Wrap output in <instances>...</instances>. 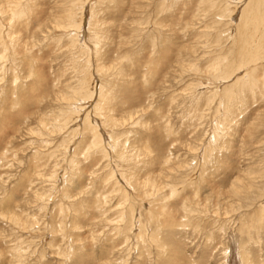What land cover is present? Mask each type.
I'll return each mask as SVG.
<instances>
[{
  "label": "rangeland",
  "instance_id": "obj_1",
  "mask_svg": "<svg viewBox=\"0 0 264 264\" xmlns=\"http://www.w3.org/2000/svg\"><path fill=\"white\" fill-rule=\"evenodd\" d=\"M261 24L264 0H0V264H264Z\"/></svg>",
  "mask_w": 264,
  "mask_h": 264
},
{
  "label": "bare ground",
  "instance_id": "obj_2",
  "mask_svg": "<svg viewBox=\"0 0 264 264\" xmlns=\"http://www.w3.org/2000/svg\"><path fill=\"white\" fill-rule=\"evenodd\" d=\"M249 16H250V15H249ZM249 16H248V17H249ZM244 20H246V19H244ZM254 21H255V20H254ZM243 22H244V21H243ZM244 23H245V22H244ZM247 23H248V22H247ZM261 25H262V24H261ZM250 26H251V25H250ZM262 26H263V25H262ZM263 27H264V26H263ZM248 29H249V28H248ZM250 41H251V40H250ZM241 42H242V41H241ZM79 91H80V90H79ZM83 92H84V91H83ZM80 93H81V92H80ZM84 93H86V91H85ZM88 96H89V95H88ZM234 188H236V186H234L233 189H234ZM236 190H237V189H236Z\"/></svg>",
  "mask_w": 264,
  "mask_h": 264
}]
</instances>
